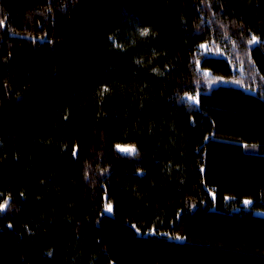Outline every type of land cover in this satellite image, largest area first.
<instances>
[{
  "label": "trees",
  "instance_id": "obj_1",
  "mask_svg": "<svg viewBox=\"0 0 264 264\" xmlns=\"http://www.w3.org/2000/svg\"><path fill=\"white\" fill-rule=\"evenodd\" d=\"M0 206V264H264V0H0Z\"/></svg>",
  "mask_w": 264,
  "mask_h": 264
},
{
  "label": "rangeland",
  "instance_id": "obj_2",
  "mask_svg": "<svg viewBox=\"0 0 264 264\" xmlns=\"http://www.w3.org/2000/svg\"><path fill=\"white\" fill-rule=\"evenodd\" d=\"M206 46H203V48H205ZM207 76H209V74L207 75ZM223 83H225L223 80H214L213 78H211L210 79V81H209V85H211V86H214V85H217V84H223ZM185 100H186V102L187 103H189V104H193V102H196V97H193V96H185V97H183ZM121 149H126L124 146H119L118 147V150L119 151H122ZM246 201H249V200H246ZM251 204V201H250V203L249 204H245L244 203V206H249ZM259 215H264V213H258Z\"/></svg>",
  "mask_w": 264,
  "mask_h": 264
},
{
  "label": "snow or ice",
  "instance_id": "obj_3",
  "mask_svg": "<svg viewBox=\"0 0 264 264\" xmlns=\"http://www.w3.org/2000/svg\"><path fill=\"white\" fill-rule=\"evenodd\" d=\"M255 40H256V38L255 37H253L252 38V40L251 41H249V43H254L255 42ZM105 91H107V89L105 88ZM122 151H128V152H134L135 151V149L134 148H129V149H121ZM245 204H249L250 203V201H245L244 202ZM5 204H7V201H5ZM0 207H2V206H0ZM107 211H109V212H111L112 211V208H111V205L109 204L108 206H107ZM176 239H180V237H176Z\"/></svg>",
  "mask_w": 264,
  "mask_h": 264
}]
</instances>
